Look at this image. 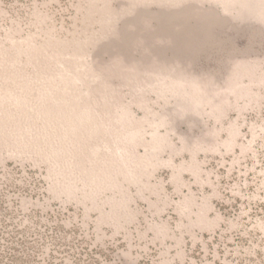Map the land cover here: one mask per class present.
Returning <instances> with one entry per match:
<instances>
[{
  "label": "rangeland",
  "instance_id": "obj_1",
  "mask_svg": "<svg viewBox=\"0 0 264 264\" xmlns=\"http://www.w3.org/2000/svg\"><path fill=\"white\" fill-rule=\"evenodd\" d=\"M0 264H264V0H0Z\"/></svg>",
  "mask_w": 264,
  "mask_h": 264
}]
</instances>
